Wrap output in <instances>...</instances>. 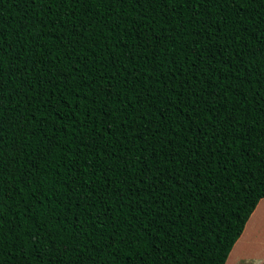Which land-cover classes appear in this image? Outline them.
<instances>
[{"label": "trees", "instance_id": "trees-1", "mask_svg": "<svg viewBox=\"0 0 264 264\" xmlns=\"http://www.w3.org/2000/svg\"><path fill=\"white\" fill-rule=\"evenodd\" d=\"M264 199V0H0V264H225Z\"/></svg>", "mask_w": 264, "mask_h": 264}, {"label": "rangeland", "instance_id": "rangeland-1", "mask_svg": "<svg viewBox=\"0 0 264 264\" xmlns=\"http://www.w3.org/2000/svg\"><path fill=\"white\" fill-rule=\"evenodd\" d=\"M238 243V244H237ZM230 256V264L239 253L244 256L249 251L253 255L252 262L245 260L238 264H262L264 263V199L259 202L254 213L249 218L243 234L238 239ZM261 255V257H260Z\"/></svg>", "mask_w": 264, "mask_h": 264}, {"label": "crops", "instance_id": "crops-1", "mask_svg": "<svg viewBox=\"0 0 264 264\" xmlns=\"http://www.w3.org/2000/svg\"><path fill=\"white\" fill-rule=\"evenodd\" d=\"M237 243V242H236ZM238 244V243H237ZM235 246V245H234ZM234 249V247L232 248V250ZM232 250L228 256V259L226 261L225 264H230V256H231V253H232ZM264 251V250H263ZM243 253H239L238 257H234V259L232 260L231 264H238L240 261L242 260H245V261H248V262H252L253 259V255L248 251L247 254H245L244 256L242 255ZM261 255L263 256L264 255V252L261 253ZM260 255V257H261ZM264 264V263H262Z\"/></svg>", "mask_w": 264, "mask_h": 264}]
</instances>
